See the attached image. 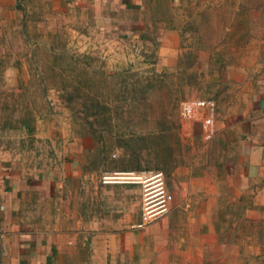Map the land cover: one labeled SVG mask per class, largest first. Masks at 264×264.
Returning a JSON list of instances; mask_svg holds the SVG:
<instances>
[{"label": "rangeland", "instance_id": "rangeland-1", "mask_svg": "<svg viewBox=\"0 0 264 264\" xmlns=\"http://www.w3.org/2000/svg\"><path fill=\"white\" fill-rule=\"evenodd\" d=\"M34 9L29 22L0 20V74L8 64L20 71L0 83V162L16 157L36 171L50 166L53 151L67 155L78 165L49 173L64 183L67 218L76 206L84 220L123 217L133 230L141 185L108 183L105 173L163 171L174 204L184 197L176 188L185 168H219L217 131L235 134L264 89V0H141L126 12L102 13L77 4ZM192 99L215 103L209 141L198 121L181 118V104ZM257 234L258 252L243 246L211 254L209 264H264V225Z\"/></svg>", "mask_w": 264, "mask_h": 264}, {"label": "crops", "instance_id": "crops-1", "mask_svg": "<svg viewBox=\"0 0 264 264\" xmlns=\"http://www.w3.org/2000/svg\"><path fill=\"white\" fill-rule=\"evenodd\" d=\"M132 2L141 0H0V20L27 16L29 22L35 4L42 13L74 4L102 13L104 8L126 12ZM4 58L0 51V66ZM5 67L0 83L4 78L11 84L20 71L12 64ZM248 111L234 124L235 134L223 127L217 131L215 138L223 143L219 168H185L187 175L177 176L181 188H176L184 197L142 230L128 228L123 217L113 215L91 216L84 225L76 206L67 218L64 183L49 174L61 169L66 174V168L78 165L67 162V155L53 151L50 166L45 162L36 171L16 157L5 158L0 162V264H209L211 254L257 248L258 226L264 225V89L254 94ZM228 137L234 144L226 148Z\"/></svg>", "mask_w": 264, "mask_h": 264}, {"label": "built area", "instance_id": "built-area-1", "mask_svg": "<svg viewBox=\"0 0 264 264\" xmlns=\"http://www.w3.org/2000/svg\"><path fill=\"white\" fill-rule=\"evenodd\" d=\"M215 103L206 99H192L181 104L180 114L185 121H198L202 136L206 141L215 135ZM104 181L134 182L142 188V213L139 220L133 223L136 230L146 229L152 223L169 213L172 207L173 194L169 191L163 171H115L107 172Z\"/></svg>", "mask_w": 264, "mask_h": 264}]
</instances>
